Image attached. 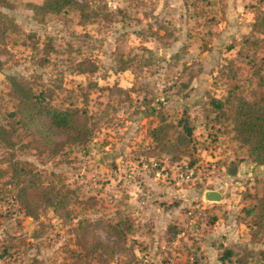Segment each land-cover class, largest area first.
<instances>
[{
  "label": "rangeland",
  "instance_id": "1",
  "mask_svg": "<svg viewBox=\"0 0 264 264\" xmlns=\"http://www.w3.org/2000/svg\"><path fill=\"white\" fill-rule=\"evenodd\" d=\"M7 1L13 6L0 11L18 30L3 40L0 113L14 105L6 76H21L55 85L51 102L84 110L91 134L51 156L31 148L18 128L7 156L70 189V216L47 208L33 219L0 185V264H83L71 231L82 219L130 224L114 244L91 230L115 250L124 247L92 253V264H264V227L256 230L242 212L264 194V167L223 124L204 117L209 97L225 93L226 61L235 59L264 0H233L237 16L224 13L227 0H85L93 12L86 19L73 9L36 18L27 5L41 0ZM107 11L113 20H105ZM183 113L191 140L186 155L174 157L158 149L149 130L175 125ZM5 150L0 145V157ZM206 190L218 191L220 201H204Z\"/></svg>",
  "mask_w": 264,
  "mask_h": 264
},
{
  "label": "trees",
  "instance_id": "2",
  "mask_svg": "<svg viewBox=\"0 0 264 264\" xmlns=\"http://www.w3.org/2000/svg\"><path fill=\"white\" fill-rule=\"evenodd\" d=\"M12 6L7 0H0V7L9 9ZM27 8L36 18L48 14L65 15L69 9L77 11L81 19L93 15L92 11L86 12L88 6L85 0H41L39 3H28ZM103 17L113 20L114 13L107 11ZM17 30L13 18L0 11V54L4 52L6 32ZM254 34H264V12L255 16L250 34L242 37L235 59H227L222 73L225 93L221 97H209L204 117L209 122L214 120L223 124L231 140L246 148L248 159L264 167V40L254 37ZM79 71L84 72L85 69ZM6 80L5 92L14 105L5 114L0 113V145L6 149V155L0 157L5 165L0 168V185L12 193L14 202L24 215L36 219L40 212L50 208L58 218L66 219L70 216L66 206L72 191L62 183L45 182L25 160L7 155L14 148L13 137L18 128L24 129L31 148L51 156L60 153L66 145L86 143L91 134L86 112L54 105L51 100L55 85L41 87L33 80L15 75L6 76ZM34 84L39 86L38 89ZM191 134L192 126L184 113L175 125L160 122L149 130V137L158 149L173 153L174 157L177 153L186 155ZM23 149V144H19L17 150L21 152ZM254 201L242 212L245 217L249 216L250 225L259 231L264 227V194L254 197ZM94 227L111 236L113 244L125 240V233L130 231V224L125 220H118L114 225L89 219L77 220L71 231L75 235V244L82 250L76 259H84L83 264H92L90 258L94 252L100 255L124 250L123 246L115 250L107 237L102 239L91 233ZM70 251L73 254V250ZM223 256L228 258L229 251Z\"/></svg>",
  "mask_w": 264,
  "mask_h": 264
},
{
  "label": "water",
  "instance_id": "3",
  "mask_svg": "<svg viewBox=\"0 0 264 264\" xmlns=\"http://www.w3.org/2000/svg\"><path fill=\"white\" fill-rule=\"evenodd\" d=\"M98 162L100 163L101 160L98 159ZM203 200L206 202H219L220 201V193L216 190H206L203 193Z\"/></svg>",
  "mask_w": 264,
  "mask_h": 264
},
{
  "label": "crops",
  "instance_id": "4",
  "mask_svg": "<svg viewBox=\"0 0 264 264\" xmlns=\"http://www.w3.org/2000/svg\"><path fill=\"white\" fill-rule=\"evenodd\" d=\"M226 1V0H225ZM228 2H227V10L224 12L225 14H227L228 16H237V13L236 12H238V10H240V9H236V8H234V2H233V0H227ZM232 2V3H231ZM230 3V4H229ZM231 4H232V6H231ZM230 6V7H229ZM237 10V11H236ZM244 15V14H243Z\"/></svg>",
  "mask_w": 264,
  "mask_h": 264
}]
</instances>
